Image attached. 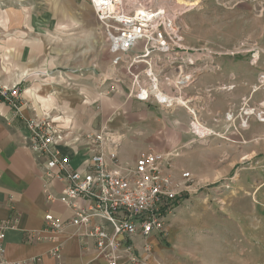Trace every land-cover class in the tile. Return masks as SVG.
<instances>
[{"label": "rangeland", "instance_id": "rangeland-1", "mask_svg": "<svg viewBox=\"0 0 264 264\" xmlns=\"http://www.w3.org/2000/svg\"><path fill=\"white\" fill-rule=\"evenodd\" d=\"M198 1L179 19L185 44L234 60L236 78L231 83L236 86L229 92L239 94V101L227 112L237 119L227 121L225 112L214 130L197 112L201 125L215 134L201 139L190 126L189 140L167 143L164 150L172 154L165 161L168 170L179 182L190 172L192 181L186 182L168 217L159 238L163 254H156V262L264 264V122L257 116L264 112V0ZM0 8V24L10 20L17 26L0 31V37L14 38L0 45V60L8 79L19 85L17 105L28 118H57L51 111L67 90H76L97 108L116 92L128 90L131 72L122 62L114 63L88 0H0ZM29 88L38 92L36 100L25 94ZM248 108L254 114L245 129L241 125ZM74 121L59 124L77 131Z\"/></svg>", "mask_w": 264, "mask_h": 264}, {"label": "built area", "instance_id": "built-area-1", "mask_svg": "<svg viewBox=\"0 0 264 264\" xmlns=\"http://www.w3.org/2000/svg\"><path fill=\"white\" fill-rule=\"evenodd\" d=\"M88 1L115 55L114 63L122 62L131 72L127 97L167 110L181 107L191 111L192 98L186 91L199 74L218 69L219 53H205L185 44L179 23L183 14L180 5L175 0ZM140 65L142 69L134 70ZM235 86V83L220 85L217 91H230ZM213 91L206 90L209 99ZM21 97L18 83L0 84V99L19 111L17 104ZM226 115L227 120L237 119L232 117L233 113ZM193 120H197L195 115ZM59 123L61 120L27 119L30 147L44 159L47 198L73 211L68 222L48 213L45 216L48 227L63 231L75 226L81 236L95 240L98 256L107 264H150L153 247L146 239L153 233L161 236L165 231L184 185L192 181L191 173L185 172L182 182L177 181L165 163L172 154L153 148L140 151L133 165L120 166L123 137L106 126L74 136L89 154L84 166H74L58 148L68 142L69 134L68 128ZM55 182L62 184L58 193L48 188ZM14 225L13 219H0V241ZM138 235L146 240L142 254L134 243ZM49 256L52 264H94L65 260L59 246L52 248ZM0 264H8L1 246Z\"/></svg>", "mask_w": 264, "mask_h": 264}, {"label": "crops", "instance_id": "crops-1", "mask_svg": "<svg viewBox=\"0 0 264 264\" xmlns=\"http://www.w3.org/2000/svg\"><path fill=\"white\" fill-rule=\"evenodd\" d=\"M3 23L0 24V31L17 27L10 20ZM13 40L9 36L0 37V45L10 44ZM2 64L1 59L0 76L3 79H0V84L12 86L14 80L8 79L10 73L5 71ZM218 65L217 70L201 73L186 91L192 98L190 107L198 112L205 125L214 130L219 128V120H225V112L233 111L239 101V94L235 91H217L218 86L231 83L236 78L234 60L220 58ZM209 88L214 90L211 99L206 93ZM66 93V98L56 101V107L52 110L54 113L51 111L57 116L53 117L54 120H75L77 131L81 133L94 132L102 125L122 135L119 148V165L122 167L133 165L142 150H164L167 143L176 146V141L189 140L193 116L186 108L167 110L157 104L129 99L127 90L116 92L97 108L90 101H85L76 90H67ZM25 94L29 99L36 100L38 92H32V88H29ZM41 113L44 115L46 111ZM64 114L67 115L64 117ZM27 119L21 111L0 99V219L15 220V225L6 230L5 238L0 241L3 257L8 264L18 261L24 264H52L49 251L59 246L69 262L107 264L105 259L98 256L95 240L81 236L75 226L63 231L48 227L45 220L48 213L68 222L73 217V211L61 202H52L47 198L44 159L30 147ZM77 131L69 130L68 142L60 144L58 148L72 160L74 166L80 167L88 161L89 154L75 141L74 133L78 135ZM48 188L58 193L62 184L55 182ZM160 237L153 233L146 239L153 247L150 264H157L156 254L160 257L163 254ZM146 240L140 235L135 237L138 253L142 254Z\"/></svg>", "mask_w": 264, "mask_h": 264}, {"label": "bare ground", "instance_id": "bare-ground-1", "mask_svg": "<svg viewBox=\"0 0 264 264\" xmlns=\"http://www.w3.org/2000/svg\"><path fill=\"white\" fill-rule=\"evenodd\" d=\"M187 1V0H186ZM179 5H180V7L182 8L181 10H182V12H183V14L184 13H186V12H189V11H191L194 7H196V6H198V4H199V1L198 0H192V1H189V2H184L183 4H182V2H180V3H178ZM108 79H112L111 77H106V79L105 80H108ZM16 84V83H15ZM5 85H7V84H5ZM12 85H14V84H12ZM35 90L34 89H32V92H34ZM263 106V105H262ZM190 109H191V111L190 112H192V115L194 116L195 115V117L197 118V120H193L192 121V123H191V128L194 130L195 129V133L197 134V136L199 137V138H201V139H203V138H205V136H209L210 134H215L214 133V131L213 130H211V129H208V128H205L204 126H202L201 125V122H199L198 120H200L199 118H198V114H197V112L195 111V109L194 108H191L190 107ZM254 114V109H245V111H244V113H243V115L246 117V119L245 118H242V122H243V124L241 125V127L242 128H245V129H247L248 128V125L246 124V123H248L247 122V120H248V118L251 116V115H253ZM46 117H48V118H52V120H54V118H53V116L52 115H45ZM257 116L258 117H260V119L259 120H261L262 122H264V116H263V114H262V112L260 111V113L259 114H257ZM232 117H234V114H233V116ZM226 119H227V115H226ZM227 121H232V122H235V120H227ZM217 134V133H216ZM193 142H195V140H193V141H191V143H193ZM203 142V141H202ZM168 229V228H167Z\"/></svg>", "mask_w": 264, "mask_h": 264}]
</instances>
